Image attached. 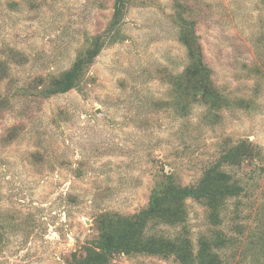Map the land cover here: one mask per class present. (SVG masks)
Wrapping results in <instances>:
<instances>
[{"label":"rangeland","instance_id":"obj_1","mask_svg":"<svg viewBox=\"0 0 264 264\" xmlns=\"http://www.w3.org/2000/svg\"><path fill=\"white\" fill-rule=\"evenodd\" d=\"M115 1L0 0V264H82L105 214L133 216L167 182L195 186L244 141L261 157L222 168L243 192L216 224L186 200V226L194 258L204 236L220 240L221 264H264V0H128L106 39ZM183 20L226 103L208 104L185 78ZM99 35L106 46L81 84L45 97Z\"/></svg>","mask_w":264,"mask_h":264},{"label":"trees","instance_id":"obj_2","mask_svg":"<svg viewBox=\"0 0 264 264\" xmlns=\"http://www.w3.org/2000/svg\"><path fill=\"white\" fill-rule=\"evenodd\" d=\"M128 0H116L114 16L109 26V35L113 37L124 19ZM111 33V34H110ZM113 35V36H112ZM115 37V36H114ZM180 41L188 48L190 64L185 78H194V92L208 104L218 105L225 99L214 87L212 72L204 61L198 38L193 27L183 20ZM106 46L104 36L95 37L90 48L80 55L72 68L44 90L45 97L65 94L78 87L96 58ZM190 84V82L188 81ZM192 84V83H191ZM190 84V85H191ZM250 145V146H249ZM244 142L224 154L218 164L206 170L198 184L190 187H179L172 183H164L152 192L148 207L133 216L105 214L98 224L99 238L95 250L89 249L82 264H106L116 254L127 256L147 255L160 257H176L184 264H221L219 255L213 247H219V239L209 241L201 237L198 243L197 257L193 256V243L187 229V213L185 201L188 199L202 202L208 206V220L216 224L220 209L225 201L239 196L243 192L241 185L222 170L224 166H240L245 161L261 157L260 149ZM173 227H181L175 237H168L152 228L161 222ZM153 227H152V226Z\"/></svg>","mask_w":264,"mask_h":264}]
</instances>
